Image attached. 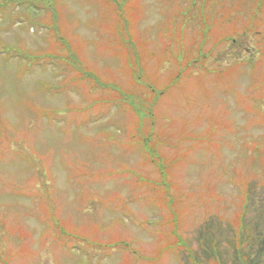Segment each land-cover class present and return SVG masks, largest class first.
<instances>
[{"label": "rangeland", "instance_id": "1", "mask_svg": "<svg viewBox=\"0 0 264 264\" xmlns=\"http://www.w3.org/2000/svg\"><path fill=\"white\" fill-rule=\"evenodd\" d=\"M20 1L0 264H264V0Z\"/></svg>", "mask_w": 264, "mask_h": 264}, {"label": "trees", "instance_id": "2", "mask_svg": "<svg viewBox=\"0 0 264 264\" xmlns=\"http://www.w3.org/2000/svg\"><path fill=\"white\" fill-rule=\"evenodd\" d=\"M116 2V0H114Z\"/></svg>", "mask_w": 264, "mask_h": 264}]
</instances>
